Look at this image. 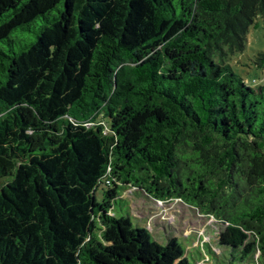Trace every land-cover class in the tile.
<instances>
[{"label":"trees","instance_id":"1","mask_svg":"<svg viewBox=\"0 0 264 264\" xmlns=\"http://www.w3.org/2000/svg\"><path fill=\"white\" fill-rule=\"evenodd\" d=\"M259 20L264 0H0V264H197L115 213L130 188L264 264V85L231 65Z\"/></svg>","mask_w":264,"mask_h":264},{"label":"rangeland","instance_id":"2","mask_svg":"<svg viewBox=\"0 0 264 264\" xmlns=\"http://www.w3.org/2000/svg\"><path fill=\"white\" fill-rule=\"evenodd\" d=\"M261 53H264V26L259 20L248 35L245 52L235 55L231 62L234 71L245 81L255 80L254 86L264 85V70L256 66L257 56ZM99 122L108 127L102 120ZM115 213L119 217H130L136 227L146 228L152 242L165 246L177 239L191 263L244 264L240 261V254L228 253L227 248L218 244L227 224L186 201H157L144 191L130 188L125 192V199L115 203ZM209 259L211 262L208 263Z\"/></svg>","mask_w":264,"mask_h":264}]
</instances>
